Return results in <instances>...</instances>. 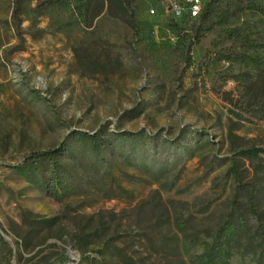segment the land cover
Returning <instances> with one entry per match:
<instances>
[{
	"label": "rangeland",
	"instance_id": "rangeland-1",
	"mask_svg": "<svg viewBox=\"0 0 264 264\" xmlns=\"http://www.w3.org/2000/svg\"><path fill=\"white\" fill-rule=\"evenodd\" d=\"M87 1L80 15L75 0H0V264H126L116 246L189 264L185 241L209 239L235 195L248 217L233 163L264 214V173L235 154L264 147V63L213 59L234 43L226 29L260 16L222 0L215 17L237 15L189 49L165 0H126L136 28L119 0ZM56 148L58 196L33 160Z\"/></svg>",
	"mask_w": 264,
	"mask_h": 264
},
{
	"label": "trees",
	"instance_id": "trees-1",
	"mask_svg": "<svg viewBox=\"0 0 264 264\" xmlns=\"http://www.w3.org/2000/svg\"><path fill=\"white\" fill-rule=\"evenodd\" d=\"M221 1L206 0L204 2L203 10L197 20H195V23H193L189 34L184 31L183 25L181 26L174 18L170 17L169 23L178 35L181 38L188 35L189 49L193 45L198 44L201 38L207 32L213 30L214 27L224 26L228 22L229 17L237 15L236 12L229 13L231 8L221 7V11L215 17V8ZM118 3L128 12L130 26L136 28L134 23L135 11H133L130 4L126 0H119ZM88 4L87 0H75L74 7L76 12L84 15ZM241 8L248 9L254 15L258 14L260 17L253 22L247 21L245 24L233 25L229 29H226L223 38H232L234 39V43L228 47L214 50L213 59L261 65L264 63V0H246L245 5ZM86 136L93 140L94 146L97 147L99 145L98 137L95 133L86 134ZM57 151H59V148L40 151L39 153L42 155L33 159L34 161L48 160L49 165L52 166L54 184H51L53 188H49V190L54 196L62 194L63 190L67 188V185H62L58 174ZM235 154L244 160L251 161L260 173H264L262 163L264 159V147L252 146L237 150ZM34 164L31 163L29 166L17 165V167L22 171H32L36 167ZM229 171L232 172L234 179L237 180V192L240 190L252 191L249 199L248 217L239 211V198L238 195H235L231 203V212L220 223L218 228L212 232L209 239L205 241L200 240L196 234L185 241L183 251L187 254L189 264H235L234 256L236 250L239 248H241L242 254L250 257L248 264H264V214L258 209L259 203L256 201L258 196L255 194V190L258 191V189H255L253 183L243 181L242 174L235 163H233ZM261 190L264 194V184ZM242 235H244V239L241 242L240 238ZM0 240L1 242H5L1 233ZM197 245L201 246L200 251L195 250ZM116 248L122 253V261L126 264H138L135 257L123 252V248L120 246H116ZM66 260L67 254L62 256L60 263L65 264Z\"/></svg>",
	"mask_w": 264,
	"mask_h": 264
},
{
	"label": "built area",
	"instance_id": "built-area-1",
	"mask_svg": "<svg viewBox=\"0 0 264 264\" xmlns=\"http://www.w3.org/2000/svg\"><path fill=\"white\" fill-rule=\"evenodd\" d=\"M204 0H165V10L168 14L174 18L180 25L186 24L189 21L197 20L198 16L202 12ZM151 11L155 13V9L151 8ZM184 16L180 22L178 18ZM192 26L188 28L191 32Z\"/></svg>",
	"mask_w": 264,
	"mask_h": 264
}]
</instances>
